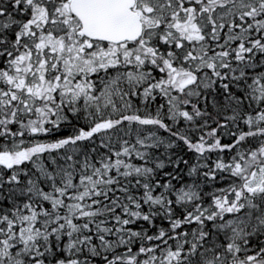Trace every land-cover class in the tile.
I'll list each match as a JSON object with an SVG mask.
<instances>
[{"label":"snow or ice","instance_id":"1","mask_svg":"<svg viewBox=\"0 0 264 264\" xmlns=\"http://www.w3.org/2000/svg\"><path fill=\"white\" fill-rule=\"evenodd\" d=\"M0 264H264V0H0Z\"/></svg>","mask_w":264,"mask_h":264}]
</instances>
